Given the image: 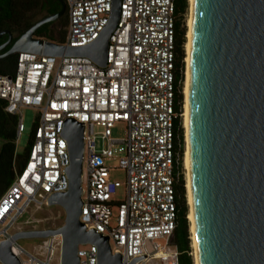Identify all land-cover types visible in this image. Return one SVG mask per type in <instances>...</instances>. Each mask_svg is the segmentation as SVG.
Wrapping results in <instances>:
<instances>
[{"label": "built area", "instance_id": "obj_1", "mask_svg": "<svg viewBox=\"0 0 264 264\" xmlns=\"http://www.w3.org/2000/svg\"><path fill=\"white\" fill-rule=\"evenodd\" d=\"M64 2L67 22L61 44L94 40L108 22L112 0ZM180 21L176 0H120L104 67L87 56L19 51L13 73H0V99L4 110L16 116V140L24 131L21 109L37 112L27 156L0 195V243L10 241L20 264H61L60 234L38 238L29 250L12 235L37 229L34 213L47 206L52 194L68 189L70 159L62 131L69 118L83 125L79 220L85 228L108 236L120 264H179L172 236L181 173L174 132L175 120L182 116L174 86ZM117 121L126 123L125 153L118 160L126 178L122 200L112 199L120 183L109 177L105 164L116 141L110 136ZM96 126L101 130L95 131ZM97 138L103 141L100 148ZM77 256L79 264H97L96 245L79 244Z\"/></svg>", "mask_w": 264, "mask_h": 264}, {"label": "water", "instance_id": "obj_2", "mask_svg": "<svg viewBox=\"0 0 264 264\" xmlns=\"http://www.w3.org/2000/svg\"><path fill=\"white\" fill-rule=\"evenodd\" d=\"M64 6V0H58ZM120 0H112L107 24L85 45L34 37L37 27L63 8L31 25L9 52L89 57L106 65L109 35ZM8 30H1L0 36ZM83 125L69 118L62 135L69 153V186L47 206L65 213L57 228L17 231L12 239L60 234L61 264H79V244L97 247V264H120L107 235L79 220L82 194ZM189 200L197 264H264V0H192L187 80ZM0 260L20 264L8 240Z\"/></svg>", "mask_w": 264, "mask_h": 264}, {"label": "trees", "instance_id": "obj_3", "mask_svg": "<svg viewBox=\"0 0 264 264\" xmlns=\"http://www.w3.org/2000/svg\"><path fill=\"white\" fill-rule=\"evenodd\" d=\"M0 30L9 29L11 24L16 21H25L26 15L41 12V0H0ZM187 10V0H176V11L181 14V21L176 25V63H175V101L176 110L181 109L183 105L182 87L184 82V42L185 26L184 15ZM61 25L67 22V15ZM27 23V22H26ZM47 40L63 43L64 33L56 32L54 26L48 28ZM17 53L9 60H0V73L12 74L15 67ZM5 102L0 99V195L4 192L10 182L13 180L15 172L23 164L32 139V133L35 124H33L27 146L22 153L16 152V116L9 114L4 110ZM183 111V110H182ZM182 117V116H181ZM181 119L175 120L174 132L179 141L178 147L180 156V176L176 185L177 202L179 213L177 224L172 236V242L179 250V264H193L191 256L190 238L188 231V222L186 218L187 206L185 204L184 178L182 171V150H183V128Z\"/></svg>", "mask_w": 264, "mask_h": 264}, {"label": "rangeland", "instance_id": "obj_4", "mask_svg": "<svg viewBox=\"0 0 264 264\" xmlns=\"http://www.w3.org/2000/svg\"><path fill=\"white\" fill-rule=\"evenodd\" d=\"M189 1L187 0V10L184 15V26L186 29V19L189 15ZM37 17V13L33 14H28L26 15L25 21L28 23L31 20H34ZM64 20V19H63ZM61 21L59 23L54 24V30L56 32H61L64 33L65 36V25H61L60 23H63L64 21ZM186 33V30H185ZM185 43V42H184ZM184 48V55H185V47ZM185 57V56H184ZM185 68H186V63L184 60V77H185ZM183 93V92H182ZM183 97V94H182ZM183 102V100H182ZM183 110V107H182ZM36 110L31 108V107H24L21 109V116H22V122L24 125V131L21 133L20 137L16 140V152L22 153L24 149L27 146V142L31 133L32 126L35 122L36 119ZM181 124H182V117H181ZM183 128V152H182V171H183V178H184V189L186 193V188H185V168L183 166V155H184V150H185V134H184V127L181 125ZM101 130V127L96 126L95 131ZM126 137V123L124 121H117L113 124L111 127V136L110 138L113 140H116L115 142H112L110 147L112 150V155L107 157L105 159V164L107 167H109V177L112 180H116L120 183L119 187L115 189V192L112 194V199L113 200H122L124 197L125 193V172L122 168L119 167L118 160L120 157H122L125 153V145L122 142L124 138ZM2 140L0 139V144ZM97 143V148H100L103 145V141L100 138H97L96 140ZM85 186V184H82ZM185 198V204L187 206V212L189 209V205ZM113 215L116 213L115 209L112 210ZM33 217L37 220L34 222V226H36L37 229H46V228H57L61 226L64 222V217L65 213L64 210L58 206V205H51V206H44L41 209H39L37 212L34 213ZM187 218V217H186ZM188 222V220H187ZM189 231V230H188ZM190 238V237H189ZM38 241V238H20L18 239V242L24 247L27 248L28 250L32 247L34 243ZM191 247V245H190ZM192 247H191V256L193 260V255H192ZM26 258L23 257L22 260H25Z\"/></svg>", "mask_w": 264, "mask_h": 264}, {"label": "flooded vegetation", "instance_id": "obj_5", "mask_svg": "<svg viewBox=\"0 0 264 264\" xmlns=\"http://www.w3.org/2000/svg\"><path fill=\"white\" fill-rule=\"evenodd\" d=\"M62 8L63 12L56 19L42 23L39 27H37V29L34 30L32 34L34 37L46 39L49 35L48 28L56 23L61 22L67 15L66 4L64 3V6H62L58 0H41V12L37 14V17L34 20H31L28 23L24 21H16L14 22V24L10 25L9 29H2L8 30L10 32V36L7 33H4L0 36V60H9V58H11L15 53H17L16 51L9 52V50L11 49V47H13L16 40L22 34H24V32L31 25H33L35 22L42 19L43 17L60 11Z\"/></svg>", "mask_w": 264, "mask_h": 264}, {"label": "bare ground", "instance_id": "obj_6", "mask_svg": "<svg viewBox=\"0 0 264 264\" xmlns=\"http://www.w3.org/2000/svg\"><path fill=\"white\" fill-rule=\"evenodd\" d=\"M189 1V15L186 19V33H185V77L182 87L183 92V111H182V125L184 127V134H185V150L183 155V166L185 168V188H186V200L189 205L188 212L186 214L187 220H188V230H189V237H190V245L192 247V255H193V264L196 263V255H195V248H194V239H193V227H192V214H191V208H190V200H189V179H188V160H187V80H188V48H189V33H190V27H191V10H192V0Z\"/></svg>", "mask_w": 264, "mask_h": 264}]
</instances>
